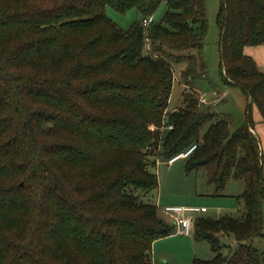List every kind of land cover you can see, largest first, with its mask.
Instances as JSON below:
<instances>
[{
  "label": "trees",
  "instance_id": "1",
  "mask_svg": "<svg viewBox=\"0 0 264 264\" xmlns=\"http://www.w3.org/2000/svg\"><path fill=\"white\" fill-rule=\"evenodd\" d=\"M108 6L141 19L123 29ZM217 25L221 84L249 101L235 125L198 94L207 0H0V264H152L154 242L176 232L153 201L152 167L193 145L186 171L206 169L215 195L245 182L240 215L195 218L194 241L212 257L194 264H264L252 131L253 105L264 120V71L244 52L264 45V0H220ZM177 65L184 90L170 111Z\"/></svg>",
  "mask_w": 264,
  "mask_h": 264
},
{
  "label": "rangeland",
  "instance_id": "2",
  "mask_svg": "<svg viewBox=\"0 0 264 264\" xmlns=\"http://www.w3.org/2000/svg\"><path fill=\"white\" fill-rule=\"evenodd\" d=\"M219 6L220 0H207L209 30L206 38L205 54L208 65V78L198 81L197 89L199 91V97L202 93H205L209 99L210 102L206 104L207 106L214 105L215 100L221 99L220 103H223L221 109L226 110L228 108L225 105V96L218 94L216 99H214L215 96L212 98L213 88L219 89V91L224 90L220 78V31L217 25ZM166 10V5L162 3L152 19L160 21ZM107 15L123 29H129L137 19H141L140 13L134 8L122 13L108 6ZM182 67V65L175 67V79L169 102L170 111L179 107L182 102L184 85L179 80ZM228 92V104L229 106H235V125L239 122V117L243 116L247 104L240 88L233 87ZM231 129L232 131L234 130L233 125ZM185 164V157H180L170 163L158 157L155 159V165L152 167L159 181V188L153 193L152 198L158 204L159 215L167 223L173 224V218L163 211L166 206L205 207L207 212L199 215V217L203 215L219 217L221 214L240 215L243 209V203H239L237 196L245 187L243 179H230L223 192L224 196H216L213 194L214 186L207 180L206 169L187 172ZM182 240L170 238L158 243L156 250L154 249L152 252L154 264H166L165 262L168 260L170 261L169 264H194V258L210 259L212 257V251L208 243L192 241L193 243L189 245ZM222 241L224 243H232L233 237H223ZM255 243L264 252V237L256 239Z\"/></svg>",
  "mask_w": 264,
  "mask_h": 264
},
{
  "label": "crops",
  "instance_id": "3",
  "mask_svg": "<svg viewBox=\"0 0 264 264\" xmlns=\"http://www.w3.org/2000/svg\"><path fill=\"white\" fill-rule=\"evenodd\" d=\"M244 52H245V54L250 55L251 57H253L255 59L257 65H258L259 69L262 70V71H264V45H259V46H246L244 48ZM226 88H228V89H226ZM232 88L233 87H224V90H220V91H219V89H216L215 88V89H213V97L212 98H214V96H215L214 99H216V97H217L218 94L225 96V100H226L225 105L228 108L225 111L227 113H229L234 118V120H235V112H234L235 111V106L234 105L229 106V104H228V100H229L228 99V96H229L228 90L230 91ZM245 100H246V104H248L249 101L246 99V97H245ZM220 101H221V99L220 100L219 99L218 100H215L214 101V104H217ZM246 107H247V105H246ZM246 107H245V111H246ZM245 111H244L243 116H240L239 117V119H238L239 122L240 121H243L244 115H245ZM252 113H253V118H254V126H253L252 131H253V133H255L257 135V137L259 139L260 146H261V151H262V154H263V165H264V120H263V117H262V115H261V113H260V111H259V109L257 108L256 105H253L252 106ZM239 203L241 204V201L240 200H239ZM230 208L232 209V207H230ZM233 208H234V206H233ZM202 214L203 213H201L200 215H202ZM170 238H174V239H177V240L178 239H183L182 241L184 243L186 242L189 245L191 243H193L192 241H194V238H193L192 235L188 236V235H184V234H180V233L175 232V233H173V234H171L169 236H166L164 238H160V239L156 240L154 242V244H153L152 252H153L154 249L156 250V247H157V244L158 243H161L163 240L170 239ZM165 263L166 264H169L170 261L168 260ZM152 264H154L153 258H152Z\"/></svg>",
  "mask_w": 264,
  "mask_h": 264
},
{
  "label": "built area",
  "instance_id": "4",
  "mask_svg": "<svg viewBox=\"0 0 264 264\" xmlns=\"http://www.w3.org/2000/svg\"><path fill=\"white\" fill-rule=\"evenodd\" d=\"M149 20H144V24H148ZM200 102L203 104H208L210 101L206 97L205 93H202L200 96ZM195 145H193L186 152L175 156L172 158L170 162L175 161L180 157H187L191 154V152L195 149ZM163 211L170 215L173 218V223L176 226V232L184 235H192L194 230V221L196 216L200 215L207 211L205 207H183V206H166Z\"/></svg>",
  "mask_w": 264,
  "mask_h": 264
}]
</instances>
